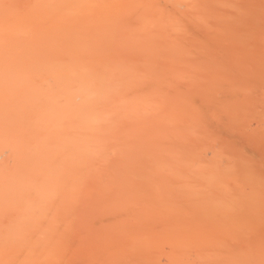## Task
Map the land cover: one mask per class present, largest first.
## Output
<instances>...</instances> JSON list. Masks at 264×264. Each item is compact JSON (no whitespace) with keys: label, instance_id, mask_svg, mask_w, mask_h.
<instances>
[{"label":"bare ground","instance_id":"obj_1","mask_svg":"<svg viewBox=\"0 0 264 264\" xmlns=\"http://www.w3.org/2000/svg\"><path fill=\"white\" fill-rule=\"evenodd\" d=\"M0 264H264V0H0Z\"/></svg>","mask_w":264,"mask_h":264}]
</instances>
